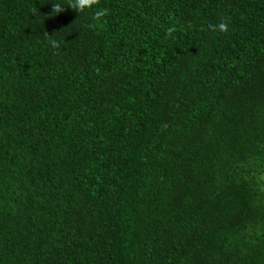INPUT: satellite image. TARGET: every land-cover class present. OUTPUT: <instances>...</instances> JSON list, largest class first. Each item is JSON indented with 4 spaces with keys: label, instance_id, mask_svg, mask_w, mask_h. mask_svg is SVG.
I'll list each match as a JSON object with an SVG mask.
<instances>
[{
    "label": "trees",
    "instance_id": "16d2710c",
    "mask_svg": "<svg viewBox=\"0 0 264 264\" xmlns=\"http://www.w3.org/2000/svg\"><path fill=\"white\" fill-rule=\"evenodd\" d=\"M72 3L0 0V264H264V0Z\"/></svg>",
    "mask_w": 264,
    "mask_h": 264
},
{
    "label": "clouds",
    "instance_id": "9594fccd",
    "mask_svg": "<svg viewBox=\"0 0 264 264\" xmlns=\"http://www.w3.org/2000/svg\"><path fill=\"white\" fill-rule=\"evenodd\" d=\"M91 0H73L72 7L76 8L77 10L83 9L85 6L89 5ZM219 27L223 29L225 27L224 24H220ZM55 44V41H53Z\"/></svg>",
    "mask_w": 264,
    "mask_h": 264
}]
</instances>
